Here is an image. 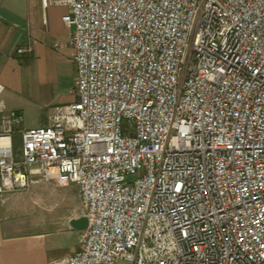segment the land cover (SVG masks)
I'll list each match as a JSON object with an SVG mask.
<instances>
[{"label":"built area","instance_id":"obj_1","mask_svg":"<svg viewBox=\"0 0 264 264\" xmlns=\"http://www.w3.org/2000/svg\"><path fill=\"white\" fill-rule=\"evenodd\" d=\"M42 2L68 8L76 100L31 128L0 100V197L77 184L52 264H264V0Z\"/></svg>","mask_w":264,"mask_h":264},{"label":"crops","instance_id":"obj_2","mask_svg":"<svg viewBox=\"0 0 264 264\" xmlns=\"http://www.w3.org/2000/svg\"><path fill=\"white\" fill-rule=\"evenodd\" d=\"M67 12L42 0H0V100L8 109L21 112L32 104L51 109L76 100L72 29L62 21ZM22 47L29 51L18 53ZM85 213L75 183L38 181L28 190L4 194L0 264H52L72 254L85 229L74 222Z\"/></svg>","mask_w":264,"mask_h":264},{"label":"rangeland","instance_id":"obj_3","mask_svg":"<svg viewBox=\"0 0 264 264\" xmlns=\"http://www.w3.org/2000/svg\"><path fill=\"white\" fill-rule=\"evenodd\" d=\"M30 104L32 103L30 102ZM52 109L53 107L51 109H43L41 106L34 105V104L27 106V107L23 106V109L21 108L22 110L21 113L23 115L24 126L25 127H38L37 123L41 122L42 124L44 120L46 119L48 120L49 114ZM14 140L15 142L19 140V135L17 133L14 134Z\"/></svg>","mask_w":264,"mask_h":264},{"label":"water","instance_id":"obj_4","mask_svg":"<svg viewBox=\"0 0 264 264\" xmlns=\"http://www.w3.org/2000/svg\"><path fill=\"white\" fill-rule=\"evenodd\" d=\"M75 226H78L79 228H86L87 226V220L86 217H83L82 219L74 222Z\"/></svg>","mask_w":264,"mask_h":264}]
</instances>
